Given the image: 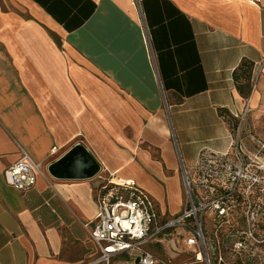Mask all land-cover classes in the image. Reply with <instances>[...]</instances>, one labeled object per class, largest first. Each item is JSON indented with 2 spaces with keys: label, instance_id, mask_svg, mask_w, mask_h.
<instances>
[{
  "label": "crops",
  "instance_id": "obj_1",
  "mask_svg": "<svg viewBox=\"0 0 264 264\" xmlns=\"http://www.w3.org/2000/svg\"><path fill=\"white\" fill-rule=\"evenodd\" d=\"M244 59L261 75L250 98L233 76ZM263 79L264 0H0V264H97L109 184L179 215L183 167L230 150ZM77 145L100 173L52 177ZM19 146L45 167L25 191L4 178Z\"/></svg>",
  "mask_w": 264,
  "mask_h": 264
},
{
  "label": "built area",
  "instance_id": "obj_2",
  "mask_svg": "<svg viewBox=\"0 0 264 264\" xmlns=\"http://www.w3.org/2000/svg\"><path fill=\"white\" fill-rule=\"evenodd\" d=\"M258 80L259 73L253 74V90ZM19 152L4 178L8 185L25 191L45 175V167L23 147L19 146ZM257 158L245 152L239 128L228 152L202 150L193 168L183 167L186 194L182 212L166 219L159 215L154 199L134 183L103 186L97 197V222L90 230L100 251L97 264H114L129 252L136 254L134 264H174L183 244L193 257L183 264H212L207 229L227 220L235 201L250 203L254 192H264V165ZM156 244L165 246L166 258L146 248Z\"/></svg>",
  "mask_w": 264,
  "mask_h": 264
},
{
  "label": "rangeland",
  "instance_id": "obj_3",
  "mask_svg": "<svg viewBox=\"0 0 264 264\" xmlns=\"http://www.w3.org/2000/svg\"><path fill=\"white\" fill-rule=\"evenodd\" d=\"M260 79L261 75L259 81ZM257 89L260 92L258 101L251 104L238 118L234 128L240 130V141L245 152L252 157H258L264 165V79L263 86ZM216 229L221 234L208 238L209 245L215 246L216 264H264V192H254L250 203L235 201L228 219H221ZM146 248L155 252L161 259L167 256L165 246L149 245ZM179 248L182 252L174 264L192 262L193 257L188 254L189 249L184 244ZM135 259L136 254L129 252L119 257L118 262L134 264Z\"/></svg>",
  "mask_w": 264,
  "mask_h": 264
},
{
  "label": "water",
  "instance_id": "obj_4",
  "mask_svg": "<svg viewBox=\"0 0 264 264\" xmlns=\"http://www.w3.org/2000/svg\"><path fill=\"white\" fill-rule=\"evenodd\" d=\"M100 170V164L83 145L75 146L48 167V173L57 179H90Z\"/></svg>",
  "mask_w": 264,
  "mask_h": 264
},
{
  "label": "trees",
  "instance_id": "obj_5",
  "mask_svg": "<svg viewBox=\"0 0 264 264\" xmlns=\"http://www.w3.org/2000/svg\"><path fill=\"white\" fill-rule=\"evenodd\" d=\"M253 71H254V63L244 59L238 66V68L234 71V80L236 82L237 89L239 93L244 97V98H249L251 95L252 91V76H253ZM236 122V121H235ZM236 128L233 126V133L235 134ZM124 191V188H121ZM257 194V193H256ZM259 194V193H258ZM212 228V230L210 229ZM217 227L215 225H210V227L207 229V242H208V248L211 256V263L216 264L217 263V254L215 251V246L209 245L208 238L211 236H218L220 235V231L216 229ZM210 233V234H209ZM155 246H161L156 244ZM151 247H154L151 245Z\"/></svg>",
  "mask_w": 264,
  "mask_h": 264
}]
</instances>
